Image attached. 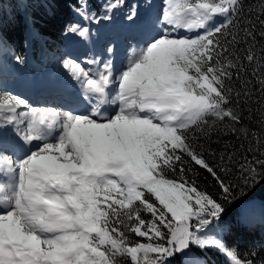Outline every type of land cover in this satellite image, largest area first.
Returning <instances> with one entry per match:
<instances>
[{"label":"snow or ice","instance_id":"6c2138e0","mask_svg":"<svg viewBox=\"0 0 264 264\" xmlns=\"http://www.w3.org/2000/svg\"><path fill=\"white\" fill-rule=\"evenodd\" d=\"M39 2L55 15L60 0ZM259 2V32L241 18L245 0H161L151 18L131 5L128 26L146 25L155 34L125 51L118 76L111 59L96 68L63 61L84 111L38 109L0 94V264H208L210 252L231 264H255L227 244L222 225L237 189L246 196L244 189L264 183ZM123 6L111 0L102 19ZM90 7V0H79L75 11L99 23ZM153 7L147 0L146 10ZM67 32L86 39L89 29L77 23ZM22 107L28 111L18 112ZM244 115H255L257 132L244 126ZM209 117L227 126L225 135L250 140L239 184L220 174L232 171L234 152L213 166L203 145L193 146L200 137L188 135L195 128L210 139ZM190 162L215 181L218 198L188 175Z\"/></svg>","mask_w":264,"mask_h":264},{"label":"trees","instance_id":"16d2710c","mask_svg":"<svg viewBox=\"0 0 264 264\" xmlns=\"http://www.w3.org/2000/svg\"><path fill=\"white\" fill-rule=\"evenodd\" d=\"M110 2L111 0H90L89 12L97 18ZM125 2L129 3L128 0ZM71 5L77 8L79 0H60L55 7V15H52L48 7L39 0H3L0 4V34L3 36L0 40V94L6 93L1 81L6 78L5 74L9 72L8 67L15 61V56H21L23 64L30 70L32 67L40 66L48 54L53 52L60 54L67 27L73 20L83 21ZM260 12L259 0H245L241 18L245 21L251 19L257 25V32L261 30L257 20ZM259 47L260 45H257L258 52ZM250 107L255 112L258 105L253 103ZM208 119L210 125L214 124L211 138L202 137L199 130L193 128L188 133L189 137L194 135L200 137L198 141H193V146L196 147L197 143L203 145L205 159L213 166L220 163L221 154L234 152L235 162L229 165L232 171L227 175L223 172L220 174L226 182L239 184V164L242 162V156L247 155L246 149L251 146L250 140L238 139V133L225 135L226 125L214 123L212 117ZM243 123L254 133L261 127L255 115H244ZM212 152L217 155L212 156ZM187 167L192 168L188 175L197 180L199 188L218 198V186L210 175L194 163L190 162ZM244 191L248 193L246 196H242L237 189L236 199L225 205L227 214L222 225L223 236L230 247H235L239 251L242 258L251 259L255 264H264V183L257 184L254 189L246 188ZM130 239L134 242L137 240L143 242V238L134 234H130ZM206 259L208 264H231L230 258L219 252H210ZM174 264H179V261H175Z\"/></svg>","mask_w":264,"mask_h":264},{"label":"rangeland","instance_id":"374dc122","mask_svg":"<svg viewBox=\"0 0 264 264\" xmlns=\"http://www.w3.org/2000/svg\"><path fill=\"white\" fill-rule=\"evenodd\" d=\"M129 1L130 2L128 4L124 3V6L122 8L115 9L112 11L111 15L113 18L111 20L102 19V17H104L107 14L105 7L103 8L104 10L102 11V14L97 16V19H99V23H96L95 20H94V22L89 21V20H85V19H83V21L73 20L71 25L78 23L82 28L87 27L89 29V34H88V37L86 39L80 37L78 34L68 33L67 29H66L65 38H64V41L62 44V48L60 50V54L58 52H53L50 55H48L47 59L45 61L41 62L42 64L40 66H36L33 70L31 69L32 73L30 70L27 69V66H25L23 63H18L15 60L13 62V64L9 67V72L11 73V71H13V75H15V77L13 76L14 78L11 81H8L10 79L9 78V79L3 81V83H1V84L7 86V83L10 85H13L14 82L21 81L25 85L27 84V82L30 83L31 87L34 88L33 85L38 83V82H41L42 80H43L42 82L44 84V81L45 82L48 81L49 78H51V77L53 78V80L62 79V81H64L63 77H66L67 80L65 79V82L66 83L69 82L68 87L72 88V87H70L69 84L74 82V80L70 77L67 70H65L62 67L63 61L65 59H68V58L76 60L77 62L81 63V65L83 67H86V68L87 67H93V68L102 67L103 63L105 61L111 59L112 63H113V68L115 67L114 68V76H118L119 72L123 68V65L126 63L125 51L127 50L130 52L131 46H142L148 39L151 38V37H149L145 41H138L137 36L126 35V34L120 33L121 34L120 38H122V48H123V44L124 43H126V44L123 48V53H124L123 64H121V65L117 64V66H115V62H114L116 60V56H114L113 53H111V54L108 53L106 51V49L108 47H113L114 48L113 52H115L116 46L113 44L117 43L119 36L117 38H115L117 34L116 35L112 34L111 36H114V38H113L114 40L112 39L113 43H109L108 42L110 40L109 39L108 41H104V43H102L100 45V47H98L100 37H103L102 36L103 33L107 32V31L109 32V30L117 31V29L118 30L126 29V30L136 31L137 33H141V32L151 33L150 32L152 30L151 27L146 26V25H141V26H137V27H135V26L129 27L128 26V24L124 18L126 17L127 13L129 12L131 5L135 4L137 6V4H139L140 6L137 8V11L140 12L142 16L145 15L146 12L148 13V15H149V13H152L143 7V3L146 0H138V3H137V0H129ZM153 2L158 4V8H157V10H158L160 7V4H161V0H153ZM71 8L74 11L76 9L73 5H71ZM157 10H155V11H157ZM151 17H153V16H151ZM151 17H148V18H151ZM110 42H111V40H110ZM84 44H86V45L84 46ZM82 45H83V49L81 48ZM72 48H73V50H72ZM77 48L82 49V51H76L75 49H77ZM86 49H90V50H86ZM84 51H85V53H84ZM39 53H40V51H39ZM42 53H43V50H42ZM93 59L97 60L99 62V64L89 65L87 63V61L93 60ZM116 68H118V71H116ZM48 75H50L51 77L49 76V78H48ZM32 81H34V83H32ZM73 85H75V87L72 89H74V90L77 89L78 92L80 93V89H79L78 85L74 84V83H73ZM29 87L30 86L28 85L27 86V90L29 91L28 94H31L32 97L35 96V94L33 93L34 89H31V87H30V90H29L28 89ZM48 87H50V86H48ZM54 87H56V86H54ZM17 88L21 89L23 87L20 84H17L15 86H10L8 89V93H11L12 95H15V96H19L21 98H24V99L28 100V102H29L30 100L23 97L21 95V93L18 92ZM114 94L115 93H113L112 95H114ZM36 101H39V100H31L29 102V104L32 106L33 103ZM32 107H35L38 109H53V108H55V110L61 111V112L68 111V109L65 107V105H57V103H55L54 105H35ZM27 111H28V109L23 108V107L18 109V112H27ZM82 111H84V110H82ZM111 114H112V112H111ZM6 154L10 155V156L12 155L11 151H9ZM13 159H16V157L13 156Z\"/></svg>","mask_w":264,"mask_h":264},{"label":"bare ground","instance_id":"6f19581e","mask_svg":"<svg viewBox=\"0 0 264 264\" xmlns=\"http://www.w3.org/2000/svg\"><path fill=\"white\" fill-rule=\"evenodd\" d=\"M146 4H147V0L143 3V7L144 8H146ZM153 4L155 5V7H153L152 9H150V10H148L149 12H152V13H149V14H154V12H155V10H157V8H158V4L157 3H154L153 2ZM143 16H145V17H149V15H148V13L146 12L145 13V15H143ZM139 26H141V25H139ZM135 27H137V26H135ZM146 28V27H145ZM147 29V28H146ZM140 32V31H139ZM151 33H149V32H141V33H137L136 31H132V30H126V29H124V30H118L117 29V35H116V37L115 38H117L118 36H119V39H118V41H117V43H115V44H113V45H115L116 46V48H115V52H113V54H114V56H116V60L114 61L115 62V66H117V64H119V65H121V64H123V57H124V53H123V48H122V38H120V36H121V34L120 33H122V34H126V35H132V36H137V39H138V41H145L147 38H149V37H151V35H153L154 34V31H150ZM135 33V34H134ZM103 36V35H102ZM101 38L102 37H100V41H99V43H98V47H100V45L102 44V43H104L103 42V40H101ZM114 40V39H113ZM109 43H113L112 42V40H111V42L109 41ZM89 44V43H88ZM125 44V43H124ZM124 44H123V46H124ZM134 44V43H133ZM86 44H84V46H85ZM88 46V45H87ZM81 48L83 49V45L81 46ZM81 49V50H82ZM86 50H90V49H86ZM85 50V51H86ZM85 51H84V53H85ZM95 51V50H94ZM106 57V56H105ZM115 68V67H114ZM116 71H118V68H116ZM17 72V71H16ZM49 76L50 75H48V78H49ZM19 77V76H18ZM51 77V76H50ZM35 79V78H34ZM65 79H66V77H63V80L64 81H62V79H58V80H53V78L51 77V78H49V82L48 81H44V84H46V85H49L50 87H47V89H49V88H53L54 86H56V87H61V88H63V87H65L66 85L68 86V83H66L65 82ZM67 80V79H66ZM32 83H34V81H32ZM73 83L74 84H76V82L74 81V82H72V83H70L69 85H70V87H72V88H74L75 87V85H73ZM17 84H20V85H22V87L23 88H21V89H18L17 88V90H18V92H20L21 93V95L23 96V97H25V98H27V99H33V100H36L37 99V97H38V95L37 96H33L32 97V95L31 94H28L29 93V91L27 90V85H29V83L27 82V84L25 85L23 82H21V81H18V82H14L13 83V85H10V84H7V86H15V85H17ZM43 84V82L41 81V82H38V83H36V84H34L33 86H34V89L36 90L37 89V87H42V85H44ZM79 87V86H78ZM29 90H30V87L28 88ZM41 92V91H40ZM68 92H71V93H76L74 90H70V91H68ZM32 97V98H31ZM49 101H51V102H57V105H65V107L67 108V109H69V108H71V109H73V108H75V109H82L83 108V106L84 105H78V103L77 102H73V99H69L68 98V96H66L65 97V99H58V98H56V97H54V98H52L51 100H49ZM115 105H113L112 106V108H113V110L115 109ZM111 108V109H112Z\"/></svg>","mask_w":264,"mask_h":264}]
</instances>
